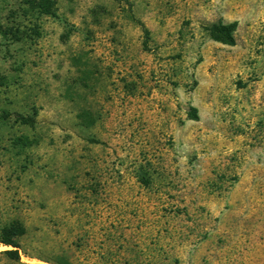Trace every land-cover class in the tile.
Returning <instances> with one entry per match:
<instances>
[{
	"label": "rangeland",
	"instance_id": "obj_1",
	"mask_svg": "<svg viewBox=\"0 0 264 264\" xmlns=\"http://www.w3.org/2000/svg\"><path fill=\"white\" fill-rule=\"evenodd\" d=\"M11 222L0 264H264V0H0Z\"/></svg>",
	"mask_w": 264,
	"mask_h": 264
},
{
	"label": "trees",
	"instance_id": "obj_2",
	"mask_svg": "<svg viewBox=\"0 0 264 264\" xmlns=\"http://www.w3.org/2000/svg\"><path fill=\"white\" fill-rule=\"evenodd\" d=\"M236 29V24L232 23L226 26H213L210 31L219 41L224 44L233 45V32ZM145 31V30H144ZM24 235V228L21 224L11 222L7 225L0 227V245L10 247L11 250H6L1 254L6 256L10 261L18 262L19 256V243L18 239Z\"/></svg>",
	"mask_w": 264,
	"mask_h": 264
}]
</instances>
